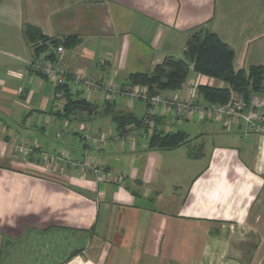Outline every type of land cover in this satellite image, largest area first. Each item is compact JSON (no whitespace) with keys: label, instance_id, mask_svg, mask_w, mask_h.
Instances as JSON below:
<instances>
[{"label":"crops","instance_id":"crops-1","mask_svg":"<svg viewBox=\"0 0 264 264\" xmlns=\"http://www.w3.org/2000/svg\"><path fill=\"white\" fill-rule=\"evenodd\" d=\"M26 26L76 35L64 67L122 85L181 57L199 27L231 47L235 70L264 66V0H0V264H264V135L172 112L123 135L100 109L59 117L62 97L29 67ZM194 80L181 97L217 83ZM112 105L138 120L147 112L138 101ZM154 129L189 142L151 149ZM95 166L109 178L99 181Z\"/></svg>","mask_w":264,"mask_h":264},{"label":"trees","instance_id":"trees-1","mask_svg":"<svg viewBox=\"0 0 264 264\" xmlns=\"http://www.w3.org/2000/svg\"><path fill=\"white\" fill-rule=\"evenodd\" d=\"M85 1L97 3L105 0ZM24 34L32 44L35 58L40 53L49 52L58 46H62L64 50L72 49L80 41L76 35L64 36L60 39L43 37L32 26H26ZM53 57L51 55L50 59ZM233 60L234 52L227 43L221 40L215 32L206 27H199L189 33L181 57H165L151 72H133L128 75L127 79L129 84L147 88L151 94L173 93L181 89L186 82L189 70H192L197 75L224 84L223 86L208 84L196 86V93L205 102L223 105L227 103L230 91L243 95L247 101L252 95L264 97V66L251 65L247 69L235 70ZM59 92L63 93L64 101L60 111L56 113L59 117L87 120L96 115L100 109L106 117L111 119L116 131L121 135L130 126L147 129L144 118L138 120L131 114L115 111L112 105L114 101L97 107L84 98L74 97L68 83H65L63 87H55L56 96ZM152 120L155 123L160 122V118L153 117ZM188 142L187 135L182 131L165 132L162 129H154L149 136L148 147L168 151L184 146Z\"/></svg>","mask_w":264,"mask_h":264},{"label":"built area","instance_id":"built-area-1","mask_svg":"<svg viewBox=\"0 0 264 264\" xmlns=\"http://www.w3.org/2000/svg\"><path fill=\"white\" fill-rule=\"evenodd\" d=\"M64 53V48L58 46L49 52L39 54L29 62V67L37 74L48 78L55 87H63L65 83H70L72 95L81 92L83 97L80 98L86 100L92 94L95 102L111 103L117 98H123L129 103L142 102L147 107L144 117L147 126L157 114L172 112L177 117H188L189 114H193L199 118L237 125L249 134L264 135V97L261 95H252L247 101L243 95L230 91L227 103L214 104L201 100L194 88L181 97L180 92L185 83L177 91L179 92L177 95L165 92L151 94L147 88L128 83L117 85L112 78L92 77L85 70L70 72L64 67ZM51 55L54 57L50 59ZM62 96L63 93L59 92L58 97ZM84 165L90 166L88 163ZM91 170L99 181L109 178L108 172L99 167H92Z\"/></svg>","mask_w":264,"mask_h":264},{"label":"rangeland","instance_id":"rangeland-1","mask_svg":"<svg viewBox=\"0 0 264 264\" xmlns=\"http://www.w3.org/2000/svg\"><path fill=\"white\" fill-rule=\"evenodd\" d=\"M14 46L15 47H17V48H19L20 46H21V44L20 43H16V44H14ZM1 52V51H0ZM15 54V53H14ZM19 55L22 57L23 55H21V53H19ZM2 57V59H3V61H5V57H6V55L5 56H3V54L1 53L0 54V58ZM14 67H17V68H13V69H11V71H10V73H11V75H13L14 77L13 78H15V79H17V80H19V79H21L22 77H24V76H22L23 75V73H24V71L22 70V66L19 64H17V66H14ZM15 70H18V71H15ZM195 77H196V74L192 71V70H189V72H188V76H187V79H186V82H193L194 84H195ZM206 78V77H205ZM207 79V78H206ZM14 81H16V80H14ZM212 80H210V85H213V86H223L224 84L222 83V82H220V81H218L217 83H213L212 84V82H211ZM214 81V80H213ZM17 82V81H16ZM18 83V82H17ZM186 84V83H185ZM12 89H14L15 88V86L13 85L12 87H11ZM195 89V88H194ZM18 90H19V88H18ZM195 91H196V89H195ZM1 120V119H0ZM1 122V121H0ZM190 123V127L192 128V126L191 125H194V124H192V121H189ZM194 127V126H193ZM214 264H217V263H214ZM219 264H222V261L219 263Z\"/></svg>","mask_w":264,"mask_h":264}]
</instances>
